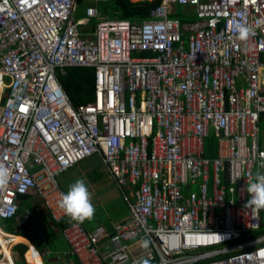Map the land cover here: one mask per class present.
Here are the masks:
<instances>
[{
    "label": "built area",
    "instance_id": "2783aa9c",
    "mask_svg": "<svg viewBox=\"0 0 264 264\" xmlns=\"http://www.w3.org/2000/svg\"><path fill=\"white\" fill-rule=\"evenodd\" d=\"M144 1L154 0H133ZM78 3L0 0V164L10 172L0 264H17L3 227L21 197L39 196L60 233L54 224L69 217L58 177L91 157L130 218L112 234L71 221L65 264H264V210L245 207L247 183L264 172V0H161L141 22L101 20L95 5L75 20ZM174 6L197 19L171 17ZM245 23L255 31L246 43ZM73 68L94 71L95 100L77 108L60 83ZM143 239L147 249H132Z\"/></svg>",
    "mask_w": 264,
    "mask_h": 264
},
{
    "label": "trees",
    "instance_id": "16d2710c",
    "mask_svg": "<svg viewBox=\"0 0 264 264\" xmlns=\"http://www.w3.org/2000/svg\"><path fill=\"white\" fill-rule=\"evenodd\" d=\"M84 0H80L79 3L82 4ZM115 5V9L117 12V16L122 20H129L132 22H141L144 20H147L150 18V14L152 10H154L156 7H158L161 4V0H154V1H144L139 3H134L132 0H117L113 2ZM173 14L171 17H178L177 15V6H174L171 11ZM60 83L62 84L63 88L67 92L72 105L77 108L82 105H87L95 100V81H94V71L91 69H80V68H73L67 70V75L65 77H60ZM261 127L262 130H264V115L261 120ZM209 147L207 150V158H217V144L214 140L209 141ZM95 158L99 157H91L88 158L78 165L82 166L84 169L89 166V164L92 162H95ZM100 160V159H99ZM100 164L103 166L101 160L99 161ZM98 163V162H96ZM77 166V165H76ZM72 170V169H70ZM70 174L71 172L68 171ZM86 180L89 181L90 184L98 183L102 179V172L100 170V167L98 166V169L93 170L91 172L86 171ZM69 176V175H68ZM32 196H22L21 197V208L19 211V214H22L24 211V206L26 205V201H29ZM33 216H44L47 218H50L49 212L47 211L46 215L43 213V211L37 212L34 209ZM47 210V209H46ZM33 213V212H32ZM18 216L11 220L12 224L17 223ZM31 220V218H29ZM10 222V221H7ZM71 222L70 218L66 219L61 224H54L58 226V229L60 231V234H55V232L52 229L51 224L49 225V229L44 231V237L38 238V240L31 239L30 241L38 250H42L41 242L38 243V241L45 240V244L51 248L54 246H68L66 241L64 240V237L62 236V231L66 229L68 224ZM102 225V227H105L103 223H99ZM38 227V223L35 224ZM15 231V230H14ZM17 233V234H16ZM261 233H264V211L261 214ZM15 236H23V234L18 233L15 231V233H12ZM58 235V236H57ZM31 246V245H30ZM69 248V247H68ZM15 251L17 252L16 257V263L17 264H29L26 261L25 254L28 252V248L24 245H19L15 248Z\"/></svg>",
    "mask_w": 264,
    "mask_h": 264
},
{
    "label": "rangeland",
    "instance_id": "374dc122",
    "mask_svg": "<svg viewBox=\"0 0 264 264\" xmlns=\"http://www.w3.org/2000/svg\"><path fill=\"white\" fill-rule=\"evenodd\" d=\"M85 9H86V4H83L79 7L78 11L75 14V20H81V19L86 18ZM177 15H178V18H180L182 21H188V20L195 21L197 19L195 15V11L191 8L177 7ZM101 18L103 19H114L115 18L114 8L112 5L110 4L101 5ZM93 22L94 21H92V23ZM262 144L264 145V130H263ZM95 159L100 161L98 158H95ZM77 170L78 171L76 173H73V175H77L79 173L80 169L78 168ZM86 175L87 174L85 173L84 170L81 171L80 176H82V179L85 181L87 187L90 189L94 187L92 203L96 201V203L94 204V207L96 209L94 218L91 221L86 220L84 222L86 229L87 231H90L93 229L95 225L102 227V225H100L99 223H103V225H105L104 229L106 230V232L108 234H112L114 226L122 218L129 216L128 205L123 201V198L120 194V190L116 187L114 183L108 184L102 188L101 186H99V182L94 185L90 184L89 181L85 179ZM65 181H66V184H65ZM58 182L60 185H62L66 193L69 187L68 183L72 182V180L68 177L67 174H65V175L58 177ZM193 191L198 192L199 191L198 187L194 186ZM36 196L37 195H35L34 198L31 200V202H33L34 204L38 198ZM95 196H98V197L95 198ZM31 202L28 203L26 201V205L24 206L23 213L18 216L20 220H23L24 216L27 214H29L30 217L33 216L32 212L34 214V211L32 209H34V207L32 206ZM4 224L7 225L6 227H4V232H7L9 234H12L13 232L15 233L14 230H15L16 223L12 224V221H10ZM1 226L3 227V223L1 224ZM24 227H22V230L24 229ZM41 246L43 250L44 248L48 249V246L45 243H42ZM34 257H35L34 254L32 255L28 254L27 259L32 264H35Z\"/></svg>",
    "mask_w": 264,
    "mask_h": 264
},
{
    "label": "clouds",
    "instance_id": "9594fccd",
    "mask_svg": "<svg viewBox=\"0 0 264 264\" xmlns=\"http://www.w3.org/2000/svg\"><path fill=\"white\" fill-rule=\"evenodd\" d=\"M133 1V0H132ZM139 3V2H134ZM255 35L254 29L248 24H241L238 29L237 38L241 42H247L251 36ZM264 169V162L260 164ZM10 181V172L8 167L0 164V189H6ZM246 191L249 199L245 207L251 209L254 214L264 210V172H257L255 181L247 183ZM60 208L70 218L71 221L84 223L86 220L91 221L96 209L92 203L91 193L83 179H77L70 184L66 193L62 195ZM151 240L143 239L141 246L145 249L149 247ZM139 264H150V258L144 259Z\"/></svg>",
    "mask_w": 264,
    "mask_h": 264
},
{
    "label": "crops",
    "instance_id": "0c3cea01",
    "mask_svg": "<svg viewBox=\"0 0 264 264\" xmlns=\"http://www.w3.org/2000/svg\"><path fill=\"white\" fill-rule=\"evenodd\" d=\"M80 1V0H79ZM83 4H86V8L87 7H89V6H92V5H95V6H98L99 7V9H100V19L101 20H111V19H103V18H101V5L102 4H110V5H112L113 6V8H114V15H115V18L114 19H116V18H119L118 16H117V12H116V9H115V5L113 4V3H108V2H103V3H101V4H96L95 2H94V0H84V2L82 3V4H80V3H78V9H79V7L81 6V5H83ZM86 10V9H85ZM261 129H262V127H261ZM262 137H263V130H262ZM263 145V144H262ZM96 162H98V163H96ZM98 166L100 167V170H101V172H102V174H103V176H102V179L99 181V186H101L102 188L104 187V186H106V185H108V184H112V183H114V181L111 179V177L109 176V174H108V172L106 171V169H105V167L104 166H102L101 164H100V162L98 161V160H95V162H91L90 164H89V166L87 167V168H83L82 166H80V165H77V166H75L74 168H72V170H69L71 173L70 174H68L69 172L67 171L66 173H64L63 175H65V174H67V175H69L68 177L72 180V182H70V183H68V185H70V184H72V183H74L77 179H82V176H80V173H81V171H89V172H91V171H93V170H96V169H98ZM80 169V171H79V173L77 174V175H73V173H76L78 170L77 169ZM62 176V175H61ZM65 184H66V181H65ZM96 184V183H95ZM115 184V183H114ZM60 185V184H59ZM92 185H94V184H92ZM116 185V184H115ZM60 187H61V189L63 190V192L65 193V190H64V188L62 187V185H60ZM117 187V186H116ZM89 189V191H90V193H91V196H93V190H94V187L92 188V189H90V188H88ZM121 194V193H120ZM36 197H38L37 198V201H35V204L33 203V202H31V200L34 198V196H32L31 197V199L29 200V201H27L28 203L29 202H31L32 203V206L34 207V210L35 211H37V212H39V210L40 211H43V213H45V215H46V213H47V210H46V208H45V206H44V204H43V201H42V199L39 197V196H36ZM96 197H98V196H95V198ZM124 201V200H123ZM125 202V201H124ZM96 203V201L95 202H93V205ZM126 203V202H125ZM127 204V203H126ZM129 208V207H128ZM21 215V214H20ZM32 215H33V213H32ZM26 217H29V218H31V220H30V222L29 223H27L26 225H25V227H24V229L22 230L21 229V231H19L18 230V226H20V224H21V222H23L24 221V219L26 218ZM42 217V218H41ZM127 217V216H126ZM126 217H124V218H122L118 223H117V225L118 224H120V223H123V222H126V221H128L129 220V218H130V210H129V216L126 218ZM34 218V219H33ZM36 218V219H35ZM24 219L23 220H20L19 218H17V223H16V226H15V231H17L18 233H22L23 234V236H21V237H19V236H15V235H13V234H9V233H7V232H4V227H6L7 225L6 224H4V227H3V233L4 234H7V235H10V236H15L16 238H19V239H24V240H26L27 241V243L28 244H30L32 247L30 248L28 245H26V244H23V243H19V245H24V246H26L27 248H28V252L25 254V258H26V261L29 263V264H32L31 262H29V260L27 259V254H30V249H33V250H35L36 252H37V254H38V256H40V253H43V252H45V254H47V255H50V257L47 259V260H43V259H41V264H65L62 260L63 259H65V258H67V256H68V253H69V248H68V246H64V247H61V246H54L53 248H51V247H49L48 246V249H45L44 248V250L42 249V250H38L35 246H34V244H32V242L30 241L31 239H33V240H38V237H39V235L40 234H43L44 235V231L45 230H47V229H49V225H50V222H49V218H47V216L46 217H44V216H41V215H38V216H32V217H30V215L29 214H27V215H25L24 216ZM36 223H38V227L35 225ZM83 225H84V227H85V229H86V226H85V224L83 223ZM102 229H104V227H102ZM55 234H60V233H55ZM58 236V235H57ZM42 237H44V236H42ZM40 239V238H39ZM41 242V244L42 243H45V240H41V241H38V243H40ZM18 245V246H19ZM131 247H132V249H139L140 247H141V244H135V245H133L132 246V244H131ZM64 257V258H63ZM58 258H60V260L58 259ZM62 259V260H61Z\"/></svg>",
    "mask_w": 264,
    "mask_h": 264
},
{
    "label": "bare ground",
    "instance_id": "6f19581e",
    "mask_svg": "<svg viewBox=\"0 0 264 264\" xmlns=\"http://www.w3.org/2000/svg\"><path fill=\"white\" fill-rule=\"evenodd\" d=\"M4 89H6V88H3V89L0 90V100H1V94H2V92L4 91ZM15 240H16L17 243H23V244L28 245L30 248L32 247V246H30V244H28L27 241L24 240V239L16 238ZM32 254L35 255V257H34L35 262H34V263H35V264H41V259H40V257L38 256L37 252H36L35 250H33V249H30V255H32ZM7 256H10V252H9V251H7ZM27 256H28V254H27Z\"/></svg>",
    "mask_w": 264,
    "mask_h": 264
}]
</instances>
